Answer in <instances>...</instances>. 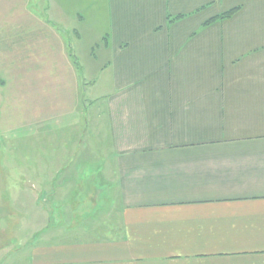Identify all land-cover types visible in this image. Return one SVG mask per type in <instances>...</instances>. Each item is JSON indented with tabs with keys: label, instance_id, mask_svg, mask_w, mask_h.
<instances>
[{
	"label": "crops",
	"instance_id": "1",
	"mask_svg": "<svg viewBox=\"0 0 264 264\" xmlns=\"http://www.w3.org/2000/svg\"><path fill=\"white\" fill-rule=\"evenodd\" d=\"M61 1L54 24L93 20L105 57L120 224L18 264H264V0Z\"/></svg>",
	"mask_w": 264,
	"mask_h": 264
},
{
	"label": "rangeland",
	"instance_id": "2",
	"mask_svg": "<svg viewBox=\"0 0 264 264\" xmlns=\"http://www.w3.org/2000/svg\"><path fill=\"white\" fill-rule=\"evenodd\" d=\"M48 1L7 0L0 17V264L27 263L34 241L120 224L95 116L108 93L97 75L105 57L93 20L54 24Z\"/></svg>",
	"mask_w": 264,
	"mask_h": 264
},
{
	"label": "trees",
	"instance_id": "3",
	"mask_svg": "<svg viewBox=\"0 0 264 264\" xmlns=\"http://www.w3.org/2000/svg\"><path fill=\"white\" fill-rule=\"evenodd\" d=\"M232 12H233V9H232V10H229V11L223 13V14H221L220 16H218V18H224V17H227V16H229ZM212 20H213V19H212ZM212 20H210V21H212ZM206 23H207V22H206ZM208 23H209V21H208Z\"/></svg>",
	"mask_w": 264,
	"mask_h": 264
}]
</instances>
